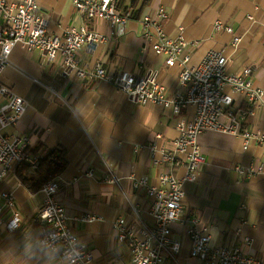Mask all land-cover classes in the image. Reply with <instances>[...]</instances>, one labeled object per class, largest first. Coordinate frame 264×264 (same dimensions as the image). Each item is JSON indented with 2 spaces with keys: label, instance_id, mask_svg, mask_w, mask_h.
Listing matches in <instances>:
<instances>
[{
  "label": "crops",
  "instance_id": "0c3cea01",
  "mask_svg": "<svg viewBox=\"0 0 264 264\" xmlns=\"http://www.w3.org/2000/svg\"><path fill=\"white\" fill-rule=\"evenodd\" d=\"M119 1L118 11L126 21L111 28L103 20L79 16L72 0H35L49 34L62 36L69 27L85 25L103 37L76 55L88 67L101 63L114 77H141L146 70L156 71L169 95L179 89L185 94L187 87L179 88L182 69L168 67L166 57L155 55L142 37V18L153 19L163 8L168 16L162 22L163 34L171 40H185L183 56L189 55V67L199 65L209 51H217L227 58L229 73L250 68L252 85L263 92L262 104L253 107L243 95L231 94L233 109L253 111L241 123L242 132L264 135V0ZM0 82L28 103L20 121L4 128L2 134L23 136L29 150H63L65 165L55 177L59 183L56 199L65 208L67 225L93 255V264L129 263L130 255L119 245L111 223L121 216L131 217L133 207L141 208L145 220L151 222L146 188L159 187L160 174L168 170L182 181L185 197L179 219L171 226V239L180 244L177 261L164 264H206L189 258L186 228L193 219L199 226H211V247L237 248L264 264V173L258 171L264 168V142L244 149L240 136L205 132L196 140L206 163L193 181H185L182 156L178 157L180 165L154 166L153 161L174 154L177 124L192 118V106L177 115L155 105L139 106L107 81L85 84L56 76L54 65L38 51L27 52L18 45L11 51ZM19 165L8 172L0 167V208L4 212L0 264H61L57 254L39 244L50 229L38 218L43 194H31L21 184L14 173ZM240 168L252 172L239 175ZM107 174L115 183L104 181ZM8 197L20 217L13 230L7 228L13 218ZM86 215L100 220L83 221Z\"/></svg>",
  "mask_w": 264,
  "mask_h": 264
},
{
  "label": "built area",
  "instance_id": "2783aa9c",
  "mask_svg": "<svg viewBox=\"0 0 264 264\" xmlns=\"http://www.w3.org/2000/svg\"><path fill=\"white\" fill-rule=\"evenodd\" d=\"M118 2L119 0H72L79 16L88 20H103L111 28L122 26L126 21L116 9ZM167 17L163 8L157 10L153 19L144 16L142 37L155 55L166 57L168 67L178 66L182 69L179 88L186 86L185 94L179 89L172 96L169 95L156 71L146 70V74L141 77L128 74L114 77L108 74L101 63H97L94 68L88 67L76 55L86 47L100 43L103 37L85 25L69 27L62 36L49 34L46 18L35 0H18L16 3L0 0V19L3 21L0 24V78L9 64L12 49L18 45L27 52L38 51L43 59L54 65L56 76L85 84L107 81L139 106L155 105L170 109L175 115L182 108L192 106V118L181 120L177 124L179 136L174 141V154H165L160 162L153 163L154 166L163 163L180 165L178 157L182 156L187 168L184 180L193 181L206 163L196 140L205 132L240 136L244 149L252 143L264 142V135L260 131L240 130L243 120L251 116L253 111L234 110L231 95L241 94L253 107H258L262 104L263 92L252 85L249 67L238 73H229L228 60L220 52L209 51L199 65L189 67V55L183 56V49L187 46L185 40L182 37L176 41L171 40L163 34L162 22ZM230 30L227 28L228 32ZM238 41L239 38L234 39L235 43ZM27 107L25 99L0 82V167L3 172H8L19 164H28L29 172L39 168L41 157L27 154L26 138L16 135L9 138L2 134L4 128L15 126L20 121ZM258 171L264 173V168L260 167ZM237 172L244 175L251 173L252 169L240 168ZM103 179L109 183L116 181L110 174ZM158 182L159 187L146 188L151 222L145 220L141 208L133 207L131 217L121 216L111 223L117 232L119 245L124 246L130 255L128 264H164L168 260L177 261L180 244L171 239V226L179 219L183 208L185 194L182 181L168 170L160 174ZM40 191L43 202L38 209V218L50 229L39 244L57 254L61 258V264H93V255L67 225L65 208L56 199L59 192L58 180L47 182ZM7 207L13 212L7 228L13 230L19 225L20 217L14 210L11 197L7 198ZM3 213L0 208V229L4 225ZM82 220L92 222L100 220V217L86 215L82 216ZM190 221L186 232L190 239L191 260L206 264H263L260 259L245 255L237 248L211 247V226H199L196 219Z\"/></svg>",
  "mask_w": 264,
  "mask_h": 264
},
{
  "label": "trees",
  "instance_id": "16d2710c",
  "mask_svg": "<svg viewBox=\"0 0 264 264\" xmlns=\"http://www.w3.org/2000/svg\"><path fill=\"white\" fill-rule=\"evenodd\" d=\"M121 7V1H119L116 9L120 10ZM26 152L29 155H39L41 157L39 168L33 172L32 175L34 176H31V174H29L28 164H20L14 173L21 184L31 194H35L41 190L44 184L55 179V177L59 175L65 165L64 152L60 147H57L53 151L44 149L39 150L36 148L34 150H29L27 148ZM56 160L58 165L55 163Z\"/></svg>",
  "mask_w": 264,
  "mask_h": 264
},
{
  "label": "water",
  "instance_id": "95a60500",
  "mask_svg": "<svg viewBox=\"0 0 264 264\" xmlns=\"http://www.w3.org/2000/svg\"><path fill=\"white\" fill-rule=\"evenodd\" d=\"M55 163L58 165V162H57V160L55 161Z\"/></svg>",
  "mask_w": 264,
  "mask_h": 264
}]
</instances>
